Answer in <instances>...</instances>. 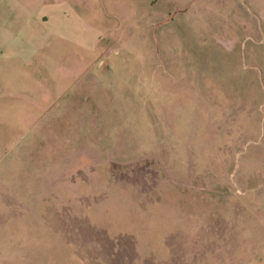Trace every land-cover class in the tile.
Returning a JSON list of instances; mask_svg holds the SVG:
<instances>
[{"label":"rangeland","instance_id":"1","mask_svg":"<svg viewBox=\"0 0 264 264\" xmlns=\"http://www.w3.org/2000/svg\"><path fill=\"white\" fill-rule=\"evenodd\" d=\"M0 264H264V0H0Z\"/></svg>","mask_w":264,"mask_h":264},{"label":"crops","instance_id":"2","mask_svg":"<svg viewBox=\"0 0 264 264\" xmlns=\"http://www.w3.org/2000/svg\"><path fill=\"white\" fill-rule=\"evenodd\" d=\"M43 20H44V18H43Z\"/></svg>","mask_w":264,"mask_h":264}]
</instances>
